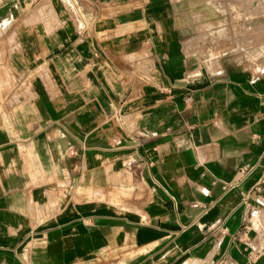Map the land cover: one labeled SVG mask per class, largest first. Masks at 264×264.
Returning a JSON list of instances; mask_svg holds the SVG:
<instances>
[{"label": "crops", "instance_id": "1", "mask_svg": "<svg viewBox=\"0 0 264 264\" xmlns=\"http://www.w3.org/2000/svg\"><path fill=\"white\" fill-rule=\"evenodd\" d=\"M184 2L0 0V264H264V69Z\"/></svg>", "mask_w": 264, "mask_h": 264}, {"label": "rangeland", "instance_id": "2", "mask_svg": "<svg viewBox=\"0 0 264 264\" xmlns=\"http://www.w3.org/2000/svg\"><path fill=\"white\" fill-rule=\"evenodd\" d=\"M185 0L176 19V26L190 27L193 31L186 38V55H198L204 59L213 58L220 65L222 60L235 57L237 43L234 41V33L240 34V44L250 45L249 51L243 53L248 57L243 60H255L264 69V2L256 0ZM206 19V20H205ZM207 23V24H206ZM208 33V34H207ZM225 41V46L218 50L217 54L211 57L207 51V43L212 36ZM243 39V40H242ZM203 51H193L199 45ZM217 48V46H215ZM258 49V51H257ZM223 52V54H222ZM189 57V56H188ZM250 57V59H249ZM190 58V57H189ZM253 58V60H251ZM202 62V61H200ZM229 63H236L228 60ZM252 71H256L249 65L248 61L238 63Z\"/></svg>", "mask_w": 264, "mask_h": 264}, {"label": "bare ground", "instance_id": "3", "mask_svg": "<svg viewBox=\"0 0 264 264\" xmlns=\"http://www.w3.org/2000/svg\"><path fill=\"white\" fill-rule=\"evenodd\" d=\"M200 2H203V1L201 0ZM214 36L215 35H213L212 36V39H210L208 41V43H207V51H208V53H209V55L211 57H213L214 55H216L217 52H218V50L221 49L223 46H225V41L223 39L218 38V36L217 37H214ZM240 40H241L240 34L237 31H235V33H234V41L237 43L238 48H237V50H235L234 55L236 57H238V58H242V55H243V51L242 50H243V47H244V45H241L240 44ZM215 46H217V48ZM222 54H223V52H222ZM211 59H213V58H211ZM262 214H263V216H261V217L263 218L264 217V212ZM259 222H255L254 223V228L255 229H256V223H259ZM258 232H259V230H258Z\"/></svg>", "mask_w": 264, "mask_h": 264}, {"label": "built area", "instance_id": "4", "mask_svg": "<svg viewBox=\"0 0 264 264\" xmlns=\"http://www.w3.org/2000/svg\"><path fill=\"white\" fill-rule=\"evenodd\" d=\"M259 200H260V204H264V196L263 197H260L259 196ZM259 218V210L258 208L256 207H253L252 209H250L248 212H247V222L244 226L245 229H251L252 228V222L253 221H256L258 220ZM264 239V237H263ZM260 255V252L257 251V255L256 256H253L252 258L255 259L257 258L258 256Z\"/></svg>", "mask_w": 264, "mask_h": 264}]
</instances>
